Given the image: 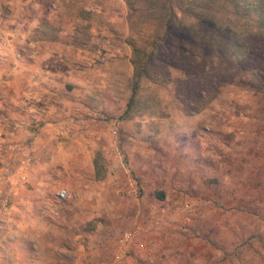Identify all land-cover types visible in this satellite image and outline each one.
I'll return each instance as SVG.
<instances>
[{"label":"rangeland","instance_id":"1","mask_svg":"<svg viewBox=\"0 0 264 264\" xmlns=\"http://www.w3.org/2000/svg\"><path fill=\"white\" fill-rule=\"evenodd\" d=\"M47 1L54 24L47 36L61 34L76 47L98 50L95 70L116 67L107 72L119 70L123 81L110 83L119 92L109 94V102L97 87L94 101L89 93L80 97L78 134L71 138L69 131L58 146L68 153L58 154L59 165L79 175L62 174L63 184L32 210L44 217L35 228L54 231L48 239L68 250L56 254L57 246L38 245L32 256H62V264H264V32L240 42L226 29L205 47L173 27L158 48L171 47L184 69L156 58L147 68L154 79L138 81L126 111L134 83L125 1L105 0L101 10L85 0H59L57 9ZM232 5L223 6L232 12ZM10 8L0 1L1 21ZM93 22L110 24L107 33L123 42L110 48L126 50L128 59L100 60L105 43H90ZM151 30L150 23L138 29V43L148 42ZM225 45L241 50L223 53ZM60 190L67 195L57 198ZM135 224L148 248L118 263V239Z\"/></svg>","mask_w":264,"mask_h":264},{"label":"crops","instance_id":"2","mask_svg":"<svg viewBox=\"0 0 264 264\" xmlns=\"http://www.w3.org/2000/svg\"><path fill=\"white\" fill-rule=\"evenodd\" d=\"M49 1L58 8L59 0ZM85 1L97 10L105 5V0ZM4 2L11 7V14L0 20V264H62V256L61 259L48 256L46 260L32 256L37 251L33 246L38 245L46 251L57 246L56 254L68 250L48 239L54 231L45 234L35 228L34 222L44 217L32 210L47 192L63 184L62 174L79 175V171L59 165L58 154L68 153L58 146L68 138L69 131L71 138L78 134L79 112L85 108L80 97L89 93L94 101L97 87L104 91V99L109 102V94L116 98L119 92L112 91L110 83L123 80L117 73L119 70L107 72L116 67L105 71L102 66L95 70L93 58L98 50L76 47L68 37L60 38L61 34L47 36L54 26L46 16L47 0ZM50 11L56 13L51 8ZM110 27L105 22L91 24L96 34L90 43L99 45V40L105 43L106 51L100 59L104 64L109 60L117 62L122 56L128 59L126 50L122 54L120 47L110 48L111 42L115 46L123 43L120 38H111L107 33ZM98 32L102 36L98 37ZM22 175L24 182L20 179ZM65 179L68 183L69 178ZM74 184L78 186L77 181Z\"/></svg>","mask_w":264,"mask_h":264},{"label":"trees","instance_id":"3","mask_svg":"<svg viewBox=\"0 0 264 264\" xmlns=\"http://www.w3.org/2000/svg\"><path fill=\"white\" fill-rule=\"evenodd\" d=\"M124 1L127 6L126 17L130 30V37L128 36L127 43L131 49L129 60L132 65L134 83L133 95L127 103L126 111L134 103V94L138 81L142 77L149 80L154 79L153 75L147 74V68L153 64L154 60L159 59L160 62L167 64L174 70L184 69L183 62L175 59H183V57L179 55L174 57L171 47L166 45L164 50L161 46L158 48L161 41L166 40L173 34V27L177 26L179 32L187 35L192 44L197 42V44L202 45L204 41L205 47H211L212 44L216 43V40H211V38L226 29L233 30L232 33L237 36L240 42L244 38H256V31L264 32V0H251V3L250 1L243 3L241 0ZM227 2L233 3L235 9L231 10L232 12L224 9L223 5ZM230 18H232L233 22H231ZM149 23L152 25L151 31L153 32L147 36L149 41L138 43L135 33H138V29L142 26H147ZM220 49L223 53L239 52L241 46L237 45L232 50L230 46L225 45V48L220 47ZM152 81L154 82V80ZM163 196V193L158 194L159 199H162Z\"/></svg>","mask_w":264,"mask_h":264},{"label":"built area","instance_id":"4","mask_svg":"<svg viewBox=\"0 0 264 264\" xmlns=\"http://www.w3.org/2000/svg\"><path fill=\"white\" fill-rule=\"evenodd\" d=\"M56 195L57 198L65 197L67 191L60 190ZM143 233V227L140 224H135L132 229L124 231L118 239V249L114 254V260L118 263H122L124 261V255L130 253V251L147 250L148 244L146 240L141 237Z\"/></svg>","mask_w":264,"mask_h":264}]
</instances>
